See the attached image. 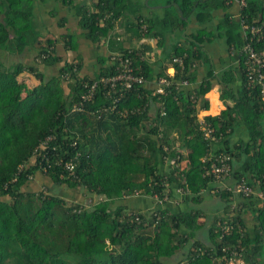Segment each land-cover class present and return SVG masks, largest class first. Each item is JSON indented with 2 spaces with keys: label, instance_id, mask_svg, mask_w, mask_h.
I'll return each instance as SVG.
<instances>
[{
  "label": "trees",
  "instance_id": "16d2710c",
  "mask_svg": "<svg viewBox=\"0 0 264 264\" xmlns=\"http://www.w3.org/2000/svg\"><path fill=\"white\" fill-rule=\"evenodd\" d=\"M45 1L76 20L83 50L96 57L92 70L83 71V54L64 52L78 51L75 35L40 34L41 16L33 11ZM50 10L46 18L68 30L67 17L55 19L57 8ZM241 23L263 24L264 0H0V50L20 55L38 46L39 63L54 68L44 80L35 65L0 62V264H227L233 254L244 264H264V201L252 195L238 204L252 213L251 228L227 215L199 222L196 207L215 183L204 176L210 153L231 157L224 181L258 188L264 176V101L259 85H246ZM144 38L161 50L157 61L147 57L153 46H133ZM263 43L253 46L258 51ZM112 56L129 57L146 80L113 112L103 110L111 98L102 85L93 100H81L85 84L115 73ZM24 73L38 83L29 88L19 80ZM160 77L192 86L152 95ZM217 85L225 109L204 116L212 142L197 113L208 110L205 95ZM217 106L213 92L209 113ZM74 156L71 173L52 164ZM61 187L100 200L90 208L67 205ZM233 194V187L217 193L226 203ZM174 195L194 206L175 209ZM224 221L232 225L228 232ZM202 229L206 243L196 238ZM187 242L191 248L182 252Z\"/></svg>",
  "mask_w": 264,
  "mask_h": 264
},
{
  "label": "built area",
  "instance_id": "2783aa9c",
  "mask_svg": "<svg viewBox=\"0 0 264 264\" xmlns=\"http://www.w3.org/2000/svg\"><path fill=\"white\" fill-rule=\"evenodd\" d=\"M240 6L244 3L241 1ZM242 30L244 32L245 44L242 46L241 52L245 55L244 66H245V78L247 88H253L256 84L259 85V96L264 101V43L262 49L256 50L253 46L264 39V23L258 26H247L243 23ZM110 60L115 64V73L111 77L100 78L91 84H85L86 93L81 96L82 102H86L94 99V92L99 85H102L106 91V95L111 98L110 104L105 107L104 111H115L118 109V105L121 103L125 97V93L130 91L134 85H143L146 83L145 78L142 74H136L132 67V63L129 57L112 56ZM173 62L182 65V61L179 58L173 59ZM173 73L171 74V76ZM174 85V86H173ZM192 83L188 80H182L178 82H171L165 77H160L156 82V88L153 90L152 95H166L169 93L170 88L181 89L182 87L191 88ZM159 104L156 105L158 107ZM82 104L77 106L75 109H81ZM201 111V110H200ZM126 111L120 112V115H126ZM164 115V111L162 112ZM200 128L203 131V136L212 142H216L217 139L211 134V130L204 121V116L198 119ZM50 140V139H47ZM77 157L74 156L68 161H63L61 158H56L53 160L52 164L56 166H61L68 173H71L76 166ZM231 157L225 153L212 154L207 156L208 166L204 168V176L211 177L215 183L222 184L226 177L229 176L231 171ZM50 165V164H48ZM45 171V167H42ZM229 190V188H224ZM233 191L242 200H245L252 195L256 196L261 201H264V176L261 180V186L258 188L247 185L244 181L235 183ZM178 193L182 191L177 190ZM156 198V196H155ZM168 198L159 202L166 201ZM169 200V199H168ZM234 216L229 217L230 219ZM236 218V217H235ZM229 219V220H230ZM237 220V219H236ZM223 231L228 232L232 228V225H228L225 221L223 222ZM227 264H244L242 259L237 255L233 256L227 261Z\"/></svg>",
  "mask_w": 264,
  "mask_h": 264
},
{
  "label": "crops",
  "instance_id": "0c3cea01",
  "mask_svg": "<svg viewBox=\"0 0 264 264\" xmlns=\"http://www.w3.org/2000/svg\"><path fill=\"white\" fill-rule=\"evenodd\" d=\"M76 2H82L84 0H75ZM153 8H157V6H154ZM60 10H63V13H67V10L66 9H60ZM66 17L65 14L60 16V17ZM58 17V18H60ZM72 16L70 18V21L73 22L72 20ZM75 25H76V20L73 22ZM73 23H70L68 22V26L73 24ZM50 24H55L56 25V22L54 21V23H52L50 21ZM67 25V24H66ZM56 30H62V34L61 35H58L56 36V38H60L64 33L65 31L63 29H58L56 26H55ZM70 28V27H69ZM77 28V26H76ZM75 28V29H76ZM78 29V28H77ZM78 34L80 33L79 30L76 31ZM115 32L119 33L121 32V29L117 28L115 30ZM80 37V36H79ZM174 39V38H173ZM79 44H80V47L78 48V51L76 52H73V53H69L67 50H65L64 52L67 54V56L69 58L73 57V56H76L78 57V55L80 54H83V57H84V61L86 63V67L85 65L83 66V71L85 70H88V68H91V70L93 69V67H95L96 65V57L94 54H92L91 52H85L83 49V46H82V38H79ZM142 40V41H140ZM140 40H134L136 46H138L139 44L141 43H148L149 45L153 46V50L152 52L147 55V57L149 58V61L150 62H154V61H157L158 58L160 57V54H161V50L159 48L156 47V43L154 40H151V39H140ZM154 42V43H153ZM171 42L172 40L170 38L167 39V42H166V51L169 50V47L171 46ZM102 43V42H101ZM62 50V49H61ZM59 53H62L61 51H59ZM167 72L169 73V75L171 76V74L173 73V69L169 68L167 70ZM218 86V85H217ZM217 86H214V87H217ZM214 87L212 89H214ZM220 87V86H219ZM211 89V90H212ZM219 94V93H218ZM205 98L208 100V103H209V108L207 111L205 112H209L210 111V108H211V97L207 96V94L205 95ZM219 98H217V102H218V106L216 108V115L220 114L221 111H223L225 108L224 104L218 100ZM156 107V106H155ZM203 111V110H201ZM216 115H209V114H206V115H203V116H216ZM40 181V180H39ZM39 181H38V184H39ZM44 181V180H43ZM42 181V182H43ZM235 183L233 182H227V181H224L222 184H218V183H213V184H209L208 185V188L209 191H204L203 192V200L202 202L197 205V209L200 210V217H199V222H203L206 220H209L211 218H214V217H219V216H224V215H227L229 217L231 216H234L236 218H240V220L242 222H244L243 224H246V226L249 228H251L253 226V218H252V213H245V211H250L247 207H241V208H238V204L241 205V203H248V200L247 201H244L242 200L238 195L236 194H233L231 197H230V202L229 203H226L224 201L221 200V198L217 195V193L219 192V190L221 189H224L225 187L226 188H230V187H234ZM252 187H255L257 188V186H252ZM212 188V190H211ZM175 197L173 198V202L170 200V203L174 205V208L177 209L179 208L178 206H181V210L182 209H189L191 207L194 206L193 202L189 199V197L185 196V195H174ZM139 206V205H137ZM240 214V215H239ZM206 227L205 229H207L209 227V224L208 222L205 224ZM203 230V229H202ZM196 238H200L202 240L203 243H206L208 242L207 241V234L202 232L200 233V231L196 234ZM190 242H187L184 247L182 248V252H186L190 249ZM176 261V257L174 258V261L173 263Z\"/></svg>",
  "mask_w": 264,
  "mask_h": 264
},
{
  "label": "rangeland",
  "instance_id": "374dc122",
  "mask_svg": "<svg viewBox=\"0 0 264 264\" xmlns=\"http://www.w3.org/2000/svg\"><path fill=\"white\" fill-rule=\"evenodd\" d=\"M236 4H238L239 6V3L236 2ZM157 8H160L161 6L160 5H156ZM51 7H55L57 8V16L55 19H58V17L62 16L65 14V16L67 17V21L70 22V23H73L70 21V14L69 13H63V10H60L59 9V5L57 3H53L50 1H45L44 3H37V6H36V11H33V14L34 16H38L40 15L41 17L37 20V27H38V30L40 32V34H42L43 32H48V34L50 33L51 36L54 38L58 35H61L62 34V30H56L55 26L57 27V25L55 24H50V21L52 22V20L50 18H46V15L48 12H50L51 10ZM46 12V13H45ZM45 13V15H44ZM37 18V17H36ZM54 21V19H53ZM55 22H57V20H55ZM68 22H67V25L66 27L68 28V30H66L65 32L67 33H71L73 35H75L76 37V41H77V44H78V47H79V34L76 32L78 29L76 28V25L73 23L71 25L68 26ZM54 23V22H52ZM50 26V28H49ZM70 27V28H69ZM58 28V27H57ZM76 28V29H74ZM51 29H54V30H51ZM51 31V32H50ZM142 41V40H140ZM154 43V42H153ZM133 46L135 47L136 44L135 42L133 41ZM37 49H38V46H36V48L32 49V50H26L24 53L20 54V55H15V54H11L7 51H4V50H0V62L4 65V67L8 68L10 66H13L15 65L16 63H22L24 66H29V65H35L43 74L44 76V80H48L50 78V76L52 74H54V68L53 67H45L43 65H41L39 63V58L37 57ZM22 82L26 83L27 85H29V88H32L33 85L37 84L38 81L33 78L32 76H30L29 74L27 73H24L20 79ZM215 93L216 95V100L217 98H219V95H220V87L217 86V87H214V89L210 90L208 93H207V96L211 97V94L212 93ZM219 93V94H218ZM219 100V99H218ZM206 114H209V115H216V114H213V113H209V112H205V111H198L197 113V119L201 118L203 115H206ZM58 192V195L62 196L65 200H66V203L67 205H70L72 203H77V202H82L81 204L86 207V208H90L92 206V204L94 203H97L100 198H98L97 196L95 195H85L84 196V192L80 191L79 192H76V191H69L67 188L65 187H61L60 190H56ZM82 194V195H81ZM83 196V198H82ZM81 199V200H80ZM80 200V201H79ZM74 201V202H72ZM76 201V202H75ZM173 202V201H172ZM179 209H181V206H178ZM152 208V207H150ZM206 233L205 229L204 230H201L200 233Z\"/></svg>",
  "mask_w": 264,
  "mask_h": 264
},
{
  "label": "water",
  "instance_id": "95a60500",
  "mask_svg": "<svg viewBox=\"0 0 264 264\" xmlns=\"http://www.w3.org/2000/svg\"><path fill=\"white\" fill-rule=\"evenodd\" d=\"M145 3H147V1H145Z\"/></svg>",
  "mask_w": 264,
  "mask_h": 264
}]
</instances>
